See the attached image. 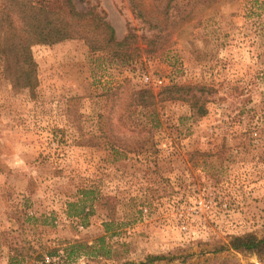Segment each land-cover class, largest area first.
I'll list each match as a JSON object with an SVG mask.
<instances>
[{"label": "rangeland", "instance_id": "obj_1", "mask_svg": "<svg viewBox=\"0 0 264 264\" xmlns=\"http://www.w3.org/2000/svg\"><path fill=\"white\" fill-rule=\"evenodd\" d=\"M73 3L102 11L117 40L129 27L135 37L108 51L34 46V93L14 91L0 64V264H264L216 251L232 235L264 238V0ZM172 16L171 33L145 24ZM171 83L208 88L207 113L167 101L155 128L130 93ZM85 198L83 225L69 213ZM106 223L120 259L61 260Z\"/></svg>", "mask_w": 264, "mask_h": 264}, {"label": "trees", "instance_id": "obj_2", "mask_svg": "<svg viewBox=\"0 0 264 264\" xmlns=\"http://www.w3.org/2000/svg\"><path fill=\"white\" fill-rule=\"evenodd\" d=\"M172 1V0H171ZM219 0H192L191 6L197 2L203 3L205 7L211 6ZM133 8H136L133 3ZM192 8V7H190ZM192 10L189 9L188 12ZM142 16L138 11L137 16ZM173 17V16H172ZM187 17V16H186ZM167 17L164 23H153L145 19L149 30L156 29L159 33H171L174 21ZM184 18V17H183ZM189 18V17H188ZM129 27L127 34L119 41L115 37V30L106 20L102 11L90 7L86 11H78L73 0H59L58 4L50 6L44 0H0V64L6 79L11 82L14 91L28 89L34 93L38 86V65L34 59L32 48L36 45H52L64 40H83L92 51H108L113 46H122L135 35ZM155 33V32H154ZM157 35L148 38V45H151ZM158 38V37H157ZM146 51V50H145ZM150 52V51H149ZM116 58H125L116 54ZM208 88L192 87L171 83L160 87L157 92L150 87H143L133 90L130 93L132 104L136 108L148 110L153 122V127L161 126L159 113L160 105L170 101L185 102L193 116L201 117L207 113ZM86 193V192H85ZM87 198L81 199L71 206H77V210L69 213V216L76 217L81 224H86L89 211L85 208L91 203ZM111 224H105V234L97 237L91 244L83 241L68 243L60 258L63 262H69L71 258L76 259L82 255L88 257H103L106 259L118 260L123 255L119 252V246H115L106 237L115 233L110 232ZM106 235V236H105ZM234 250L241 254H255L258 258H264V238L257 237L254 233L232 235L227 244L221 245L216 251ZM55 249L51 254H58ZM163 255L147 254L144 260L135 263L127 261L128 264H151L156 260L165 259ZM40 264H54L43 259Z\"/></svg>", "mask_w": 264, "mask_h": 264}]
</instances>
